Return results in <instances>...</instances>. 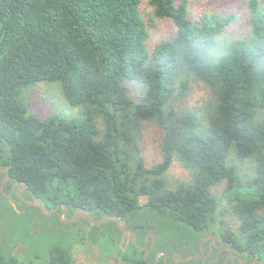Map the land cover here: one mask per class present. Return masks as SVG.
Returning a JSON list of instances; mask_svg holds the SVG:
<instances>
[{"label":"trees","instance_id":"trees-1","mask_svg":"<svg viewBox=\"0 0 264 264\" xmlns=\"http://www.w3.org/2000/svg\"><path fill=\"white\" fill-rule=\"evenodd\" d=\"M140 1L0 0V168L5 170L0 178L8 175V190L13 182L25 183L22 196L38 200L45 211L55 209L47 216L39 205L29 206L44 218L58 221L63 207L64 217L77 209L96 220L118 217L135 235L125 251L118 246L122 232L113 218L97 225L106 229L94 239L102 246L99 237H104L109 252L103 251L116 252L125 264H174L164 256L154 260L161 249L169 256L179 250L182 264L186 254L199 252L200 239L209 234L245 261L264 264V119L257 118L264 110V71L242 54L212 66L178 64L166 38L149 50ZM148 3L153 17L171 20L186 34L196 26L223 28L232 19L191 20L184 0ZM247 8L249 29L241 38L264 37V3L250 0ZM157 59L144 90L132 97L128 65L143 67ZM190 79L212 93L201 117L168 106L171 95L185 94ZM41 82L59 84L63 99L81 115L65 119L29 112L24 90ZM149 120L164 131L161 160L146 167L134 133ZM231 150L240 161L254 158L252 174L230 162ZM173 160L189 179L166 190L165 174ZM218 184L223 185L220 196L211 191ZM227 213L239 219L235 233L221 229ZM182 228L199 241L170 234ZM148 232L156 241L145 258L139 246ZM184 244L190 249L182 250ZM42 256L38 264H75L62 243L50 245ZM0 264L22 263L0 248Z\"/></svg>","mask_w":264,"mask_h":264},{"label":"rangeland","instance_id":"rangeland-1","mask_svg":"<svg viewBox=\"0 0 264 264\" xmlns=\"http://www.w3.org/2000/svg\"><path fill=\"white\" fill-rule=\"evenodd\" d=\"M179 3L183 0H174ZM187 8V16L191 20H198L202 16H226L231 15L232 19L227 26L223 28L236 29L241 37L245 36L249 29L248 17L249 11L247 4L250 0H184ZM261 4L264 0H258ZM139 11L143 20L147 23L148 38L147 48L149 50L160 40L166 38L167 29L175 28L171 20L159 19L152 15V7L148 0H141L139 4ZM130 92V91H129ZM139 93H131L130 95L137 96ZM212 96L211 90L207 88L202 82L190 79L187 84V89L184 95L179 96L176 93L171 95L168 106L173 110H191L198 117H201L203 111L206 109V104ZM24 98L27 101L29 112L38 116H55L58 118H78L80 114L79 108L69 106L63 99L60 93L59 84L41 82L34 84L24 90ZM258 119H264V110L258 112ZM99 127L101 123L99 121ZM163 128L156 121L149 120L142 122L139 132L135 135L136 143L139 148V154L144 161L146 167L158 163L161 160L160 143L163 136ZM230 162L238 164L243 174L249 175L253 172L254 158L248 157L243 160H238L234 151H230ZM189 175L177 160H173L166 170V190L173 189L180 181H187ZM3 180V179H2ZM0 178V186H1ZM7 179L5 180V182ZM24 186H18V183L11 184L10 190L3 186L0 187V248L8 251L22 264H38L43 261L44 252L54 243H62L67 247L71 253L73 262L75 264H125L122 262V257L116 252L111 255L106 254L108 251L109 242L102 237L97 242L94 237L101 234L106 229V225L97 226L88 224L84 219L77 218L73 222H61L50 218H44L36 209H30L29 205L23 201H17L13 197L14 191L21 189ZM223 189L222 184L215 185L211 191L217 196L221 195ZM11 192V193H10ZM9 196H6V195ZM17 196L18 194L15 193ZM6 197V198H5ZM19 197V196H18ZM4 199H8L5 201ZM146 201V197H140V202ZM16 211V212H15ZM50 216V215H47ZM154 216V215H152ZM64 217V216H63ZM73 217V216H72ZM71 218V217H64ZM223 225L221 229H226L230 232H237L239 219L230 213L223 215ZM158 224V223H157ZM167 221L160 223L158 227L164 229ZM174 228V227H171ZM155 229V233H156ZM175 231V230H174ZM180 231V232H179ZM170 234H180L191 241H199L197 236L185 228ZM151 235H147L149 242ZM182 240H184L182 238ZM211 237L200 239L202 249L209 254L207 247L210 243ZM156 239L154 238V242ZM217 237L214 235L211 242H216ZM173 243H175L173 241ZM212 244V243H211ZM127 242L120 241L118 246L122 250L127 249ZM104 250V251H103ZM109 252V251H108ZM215 252L208 255V259ZM224 253V252H223ZM33 254L37 255V259H33ZM148 256V253L147 255ZM30 258L33 260L31 261ZM159 258V256H157ZM225 256L221 254L219 260H223ZM185 259V258H184ZM33 262V263H32ZM186 264H198L197 262L183 261ZM181 263V262H180ZM182 263V264H183ZM255 263V262H254ZM246 264V263H244ZM253 264V263H252Z\"/></svg>","mask_w":264,"mask_h":264},{"label":"clouds","instance_id":"clouds-1","mask_svg":"<svg viewBox=\"0 0 264 264\" xmlns=\"http://www.w3.org/2000/svg\"><path fill=\"white\" fill-rule=\"evenodd\" d=\"M166 44L178 64L209 66L220 64L227 57L246 55L258 71H264V37L241 38L236 29L219 28L208 30L196 26L191 34L180 29H167ZM160 61L146 62L143 67L129 64L126 69V85L131 93L142 92L146 77L156 70Z\"/></svg>","mask_w":264,"mask_h":264},{"label":"flooded vegetation","instance_id":"flooded-vegetation-1","mask_svg":"<svg viewBox=\"0 0 264 264\" xmlns=\"http://www.w3.org/2000/svg\"><path fill=\"white\" fill-rule=\"evenodd\" d=\"M16 192V191H15ZM131 230V229H129ZM147 235H151L153 236L154 234L152 232H148L144 235L143 237V245L139 246L141 250L144 251V254L146 252V255L154 249V239L153 237L151 238V240L148 242L147 241ZM213 234H209V235H205L203 236L201 239L203 238H208L210 236H212ZM214 237V235H213ZM155 238V237H154ZM135 239V235L131 236V235H128V236H123L122 238V234L120 236V240L119 242L122 240L124 242H127L129 244L130 241H133ZM212 239L210 240V243L207 247V251H209V254L211 252H215L213 254V257L208 259V255H206V252H204V250L202 249V244L200 245V241L198 243V249H199V252H196V253H188L186 254L183 259L185 258L187 260H189L190 258H194L196 260H199L200 261V264H256V261L255 260H252L250 262H247L245 261L238 253H234L232 252L229 247L223 243H218V242H211ZM212 243V244H211ZM183 246L181 249L184 250V251H187L189 250L190 248V245L189 244H184V245H181ZM223 252H227V254L225 255V258L223 260H219V256L221 254H223ZM157 256L161 257V256H164V259L165 260H168L169 258L175 263L178 264L177 262V259H179L181 257V252L179 250H173L170 254V256L167 254V252L165 250H156L154 252V260L156 261L157 259ZM255 262V263H254Z\"/></svg>","mask_w":264,"mask_h":264},{"label":"water","instance_id":"water-1","mask_svg":"<svg viewBox=\"0 0 264 264\" xmlns=\"http://www.w3.org/2000/svg\"><path fill=\"white\" fill-rule=\"evenodd\" d=\"M0 171H5L4 169H1L0 168ZM7 176L6 175L3 180L1 181V189H3V186H4V183H5V180L7 179ZM17 182H13V184H15ZM22 186H26L25 183H22ZM11 193V192H10ZM16 193L18 194V196L23 200L25 201L29 206H33L35 204L39 205L41 211L45 214V215H51L53 214V212L55 211V209H52L51 211H45L44 208H43V205L42 203H40L38 200H32V201H28L24 196H22L20 193H19V189L16 190ZM6 195V194H5ZM10 195V194H9ZM9 195H6V196H9ZM64 213H65V209L63 207V210L62 212L59 214V218L61 220V222H73L75 221L78 216H81L82 218H84L88 223L92 224V225H101L103 224L105 221H107L108 219L110 218H113L118 226V228L121 230L122 232V238L123 236H128V235H131L133 236L134 235V232L132 230H129V229H126L124 226H122L120 223H119V219L118 217L116 216H105L99 220H96V219H93L91 217L88 216V213H87V210L85 209H77L74 214H73V217L71 218H63L64 216ZM153 239H154V235L152 236ZM122 241V240H121ZM144 257L146 258V252L144 254ZM183 261H185L186 259H181ZM177 264V263H175Z\"/></svg>","mask_w":264,"mask_h":264}]
</instances>
